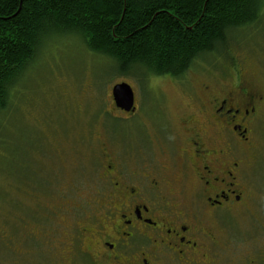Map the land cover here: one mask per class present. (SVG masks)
I'll return each instance as SVG.
<instances>
[{"label": "rangeland", "instance_id": "obj_1", "mask_svg": "<svg viewBox=\"0 0 264 264\" xmlns=\"http://www.w3.org/2000/svg\"><path fill=\"white\" fill-rule=\"evenodd\" d=\"M235 63L264 93V0L260 18L197 59L179 77L184 84L170 75H147L142 67L122 74L114 60L90 51L75 33L45 38L0 111V264H70L65 233L70 224L81 223L92 196L80 182L92 173L86 147H95L104 133L127 146L143 139L156 148L164 145L167 139L160 143L159 133L172 132L174 138L177 118L199 112L192 98L202 96V83L233 89ZM122 81L138 99L134 117L115 110L110 97L112 86ZM248 171L252 187L264 195V137ZM232 233L243 238L249 231Z\"/></svg>", "mask_w": 264, "mask_h": 264}, {"label": "flooded vegetation", "instance_id": "obj_2", "mask_svg": "<svg viewBox=\"0 0 264 264\" xmlns=\"http://www.w3.org/2000/svg\"><path fill=\"white\" fill-rule=\"evenodd\" d=\"M239 65L233 89L202 83L192 98L199 112L177 118L174 138L161 130L159 150L105 133L86 147L92 173L80 182L92 196L65 233L70 264H264V195L248 171L264 137V93ZM138 104L134 94L133 111L115 110L134 117Z\"/></svg>", "mask_w": 264, "mask_h": 264}, {"label": "trees", "instance_id": "obj_3", "mask_svg": "<svg viewBox=\"0 0 264 264\" xmlns=\"http://www.w3.org/2000/svg\"><path fill=\"white\" fill-rule=\"evenodd\" d=\"M263 0H0V111L45 38L80 36L124 74L179 77L256 22Z\"/></svg>", "mask_w": 264, "mask_h": 264}, {"label": "water", "instance_id": "obj_4", "mask_svg": "<svg viewBox=\"0 0 264 264\" xmlns=\"http://www.w3.org/2000/svg\"><path fill=\"white\" fill-rule=\"evenodd\" d=\"M115 105L125 111L134 110V93L128 82L122 81L114 84L111 88Z\"/></svg>", "mask_w": 264, "mask_h": 264}]
</instances>
